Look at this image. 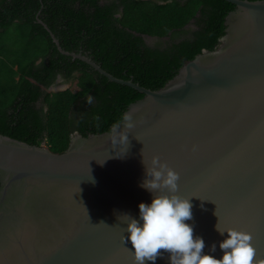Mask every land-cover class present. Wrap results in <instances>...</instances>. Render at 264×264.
I'll list each match as a JSON object with an SVG mask.
<instances>
[{
    "label": "water",
    "instance_id": "1",
    "mask_svg": "<svg viewBox=\"0 0 264 264\" xmlns=\"http://www.w3.org/2000/svg\"><path fill=\"white\" fill-rule=\"evenodd\" d=\"M226 1L235 8L218 44L154 90L65 51L38 19L61 53L143 96L109 130L74 131L60 152L0 134V264H135L123 214L150 202L139 185L153 156L178 173L175 195L192 205L186 223L206 254H222L210 252L224 238L217 224L249 233L253 264H264V0Z\"/></svg>",
    "mask_w": 264,
    "mask_h": 264
},
{
    "label": "trees",
    "instance_id": "2",
    "mask_svg": "<svg viewBox=\"0 0 264 264\" xmlns=\"http://www.w3.org/2000/svg\"><path fill=\"white\" fill-rule=\"evenodd\" d=\"M226 0H0V36L14 27L20 46L0 52V134L63 151L70 135L107 131L143 96L111 75L158 89L225 33ZM1 51V50H0ZM60 83L75 85L50 90Z\"/></svg>",
    "mask_w": 264,
    "mask_h": 264
},
{
    "label": "clouds",
    "instance_id": "3",
    "mask_svg": "<svg viewBox=\"0 0 264 264\" xmlns=\"http://www.w3.org/2000/svg\"><path fill=\"white\" fill-rule=\"evenodd\" d=\"M178 179V173L157 156L151 158L149 167L145 166V178L139 186L152 193V198L148 203H138L137 217L123 214L126 236L122 240L130 245L135 264H155L164 253L168 254L169 264H253L251 235L236 229H220L217 224L215 229L224 238L212 244L210 252L218 247L220 258L203 251V238L194 237L192 225L186 223L192 219V205L188 198L175 195ZM161 189L169 194L158 195Z\"/></svg>",
    "mask_w": 264,
    "mask_h": 264
},
{
    "label": "rangeland",
    "instance_id": "4",
    "mask_svg": "<svg viewBox=\"0 0 264 264\" xmlns=\"http://www.w3.org/2000/svg\"><path fill=\"white\" fill-rule=\"evenodd\" d=\"M20 40V31L15 29L14 27L7 29L5 34H2L0 36V52L2 54H4V56H6L7 58H12L14 57L13 55L10 57L9 55V51L13 50L15 51V49H17L18 46H20V44H18V41ZM72 85L73 87H75V85L71 82H68L66 84H62V85H55V88H61V87H65V86H69ZM44 146H47L44 142H43Z\"/></svg>",
    "mask_w": 264,
    "mask_h": 264
},
{
    "label": "flooded vegetation",
    "instance_id": "5",
    "mask_svg": "<svg viewBox=\"0 0 264 264\" xmlns=\"http://www.w3.org/2000/svg\"><path fill=\"white\" fill-rule=\"evenodd\" d=\"M60 80H61V79H60L59 77L56 79L57 84H61V83H60ZM57 84H56V85H57Z\"/></svg>",
    "mask_w": 264,
    "mask_h": 264
}]
</instances>
